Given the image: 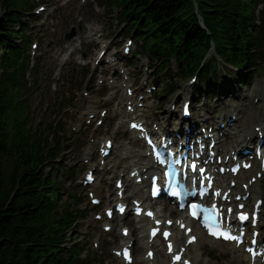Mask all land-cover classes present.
I'll list each match as a JSON object with an SVG mask.
<instances>
[{"label":"trees","instance_id":"trees-1","mask_svg":"<svg viewBox=\"0 0 264 264\" xmlns=\"http://www.w3.org/2000/svg\"><path fill=\"white\" fill-rule=\"evenodd\" d=\"M206 28L216 42L219 54L235 64L250 58L248 47L257 48L258 40L248 34L252 0H195ZM16 0H0L4 21L0 31L10 29L17 19ZM121 5L124 15L132 21L143 18V31L148 39L163 40L183 51L179 60L194 66L205 52L204 33L196 26L189 0H111ZM264 21V13L262 14ZM153 32L151 38L148 33ZM264 35V30L258 32ZM202 46V47H199ZM251 46V47H252ZM0 47H5L15 61V50L7 37L0 36ZM176 51H173L175 54ZM255 59L254 57H251ZM18 66L21 65L17 61ZM9 61L0 62V264H56L51 255L63 241L62 233L71 224L69 213L60 216L54 203L45 200L48 180L42 179L38 167L45 161L47 141L27 130L24 106L20 104V76L23 69L9 74ZM20 104V105H19ZM52 155L50 151L48 153ZM76 257L70 262L75 264Z\"/></svg>","mask_w":264,"mask_h":264},{"label":"rangeland","instance_id":"rangeland-1","mask_svg":"<svg viewBox=\"0 0 264 264\" xmlns=\"http://www.w3.org/2000/svg\"><path fill=\"white\" fill-rule=\"evenodd\" d=\"M36 3H42L43 6L47 7L49 11H53V15L51 17L52 26H45L40 29H36L35 31H30L32 27V21L29 22L28 28L25 31V36L28 37L29 34L34 35V32L38 34L36 38H33L35 43L39 46L38 52L41 50L43 52V56L40 57L38 55L37 59V74L34 76L29 74L28 82L33 77L34 87H28L25 92L26 97L29 100L30 112L32 113V119L38 123L43 118H48V122L56 123L57 120H60V124H63L67 131L72 125L74 120L81 121L83 114L80 111V106H77L71 114L60 111V107L58 105L54 106V99H57L58 96L64 95L65 92L71 93L75 95L76 101L78 102L80 99L84 101L86 98H82V91L74 92L75 88L79 86L81 79H75V77H79V75H83V72H80V69L74 65V60L78 58L79 55L84 54L86 59L89 61L91 57L94 55L95 50L93 48H86L85 43L86 40L93 34L96 30L98 33L102 34L103 37L106 38H114L118 42L121 37L125 38L123 32L114 28V25L109 24L108 21L102 18V16H96L93 8L95 7L93 0H28ZM37 6V5H36ZM48 23V22H47ZM81 24L82 31L77 33L76 38L72 42H66L63 40V36L69 32L71 27H78ZM139 45V43H136ZM73 49V53L69 58V62L62 63V58L66 54L68 49ZM53 59H56L53 60ZM53 60V61H52ZM61 60V61H57ZM155 64V63H154ZM264 67V66H263ZM58 70L61 71L60 77L54 79V72ZM27 78V77H26ZM66 78L69 85L62 87L61 81ZM261 77H258L253 80L252 84L249 87H243V91L241 92L242 97L251 98L253 95V91L259 86ZM177 83L184 85L186 81L176 80ZM183 82V83H182ZM88 97L90 96L89 91H87ZM182 93V92H181ZM118 95H122V91L118 92ZM181 95V94H180ZM169 99L166 98V95H162V101L164 105H166L165 109L168 106ZM216 100L211 101H203L204 105H215L217 103ZM233 105H238L239 102H229ZM250 103L246 102V105ZM54 106V107H53ZM55 111H54V110ZM53 114H57L56 117ZM248 122H242L240 125ZM56 125V124H54ZM246 129H249V126H245ZM104 129H109L108 124L104 127ZM103 129L96 132L97 137L102 135ZM92 132H84L83 135L79 138V136L69 134L70 140L65 143V150L63 151V158L61 163L67 166V163H71L72 160H77L82 156L83 147L86 145L87 140L84 139V135H90ZM126 141V138L120 139L117 146L121 149L123 142ZM62 156V155H61ZM135 162L141 161L135 159ZM78 161L76 162V164ZM60 175H64L65 172L61 171ZM81 179H79L80 182ZM69 182L72 180L64 182L62 186V190H64V195H67L70 192L76 194V196L81 197V192L79 187L76 186L77 183L71 185ZM112 182H110L111 184ZM112 185V184H111ZM264 186V182L262 183ZM71 188V189H69ZM63 194V192H61ZM88 202L86 200L83 201L82 207H87ZM93 221L92 215L88 217L87 222L91 224ZM84 227L80 226L77 228L76 233L74 234V243H80L84 245V249L86 254L97 255V260L100 261L99 264H119L116 259L111 254V251L116 248V244L111 243L110 239L112 236H108L102 234L101 226L98 225L97 229L89 230L88 236H84ZM118 234V231L115 232ZM264 233V231H263ZM94 245H97L98 248H94ZM227 255L222 259L219 258L218 246H213L211 248H202L201 250L193 249L192 257L194 259V264H236L235 261H240V258L229 254V249L226 250ZM207 255L209 258H207Z\"/></svg>","mask_w":264,"mask_h":264},{"label":"bare ground","instance_id":"bare-ground-1","mask_svg":"<svg viewBox=\"0 0 264 264\" xmlns=\"http://www.w3.org/2000/svg\"><path fill=\"white\" fill-rule=\"evenodd\" d=\"M261 101L263 102V106H264V98H261ZM258 108V107H257ZM253 109H255L254 107H253ZM124 115H126L124 112L122 113V116H124ZM257 126V125H256ZM255 127V126H254ZM243 175L244 174H242L241 176H239L240 178L239 179H241V178H243ZM129 187H135V186H133L132 184L129 186ZM253 187V186H252ZM94 192L98 195V196H101L100 195V192L98 191V189L97 188H95L94 189ZM141 198V197H140ZM144 222H146L145 220H143ZM131 227H132V231H131V236H132V234H136L137 232H138V230L135 228V225H134V223H131ZM176 234H179V233H175L174 234V237H175V239H176ZM120 240L121 241H124V239H122L121 237H116L115 236V238H114V242H120ZM178 241V240H177ZM199 242V241H198ZM198 242L195 244V246H199V249L202 247V246H204L203 244H201V243H199L198 244ZM214 243V242H213ZM215 244H217V246L219 247V252H220V257H225L226 256V251H225V248L226 247H231L230 245H227V244H222V243H215ZM140 248H142V239L141 240H136V245H135V251L138 253V250L140 249ZM154 248H155V256H154V259H153V264H168V259L165 257V255H164V253H163V248L161 247V249L159 250L158 248H159V246H158V243H155V245H154ZM232 248V247H231ZM232 250H233V252L234 253H236V254H239L240 252L239 251H237V250H235V249H233L232 248ZM189 255H190V253H189ZM241 255V257L242 258H244L245 259V256H244V254H240ZM134 264H148V262H146V261H144L143 260V258H138L135 262H134Z\"/></svg>","mask_w":264,"mask_h":264},{"label":"snow or ice","instance_id":"snow-or-ice-1","mask_svg":"<svg viewBox=\"0 0 264 264\" xmlns=\"http://www.w3.org/2000/svg\"><path fill=\"white\" fill-rule=\"evenodd\" d=\"M134 127H135V125H134ZM196 207V205H193V208H195ZM193 215H195V212L193 213ZM242 219L244 218V217H241ZM213 234H216V233H213ZM225 238H228V239H238L237 237H231V236H227V235H225Z\"/></svg>","mask_w":264,"mask_h":264}]
</instances>
